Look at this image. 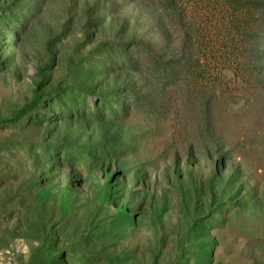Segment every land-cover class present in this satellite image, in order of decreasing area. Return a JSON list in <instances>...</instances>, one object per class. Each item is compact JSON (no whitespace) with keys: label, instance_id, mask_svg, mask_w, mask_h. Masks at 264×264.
<instances>
[{"label":"rangeland","instance_id":"374dc122","mask_svg":"<svg viewBox=\"0 0 264 264\" xmlns=\"http://www.w3.org/2000/svg\"><path fill=\"white\" fill-rule=\"evenodd\" d=\"M155 5L0 0V119L44 94L0 126V264H264V11L165 82L109 48L166 57Z\"/></svg>","mask_w":264,"mask_h":264},{"label":"trees","instance_id":"16d2710c","mask_svg":"<svg viewBox=\"0 0 264 264\" xmlns=\"http://www.w3.org/2000/svg\"><path fill=\"white\" fill-rule=\"evenodd\" d=\"M155 7L163 25L162 40L168 45L171 35L181 32L176 39L175 48L166 52V57L155 53L152 49L140 43H116L113 45L103 43L102 46L111 48L125 68L141 69L149 72L158 80L165 82L175 81L178 77H190L195 74V69L205 63H219L228 60V54L218 46L219 41H244L249 33L247 24L252 12L264 11V0H154ZM203 23L212 24L219 20L215 14L227 20V33L219 39L218 35L203 36L191 32L193 26L192 12H196ZM218 22V21H216ZM200 23L197 25L199 27ZM235 30L231 34V29ZM223 41V42H224ZM170 44V43H169ZM205 60H202V59ZM227 58V59H225ZM44 97L43 93L34 91L33 97L25 102L11 115L0 119V126H5L21 121L39 106Z\"/></svg>","mask_w":264,"mask_h":264}]
</instances>
